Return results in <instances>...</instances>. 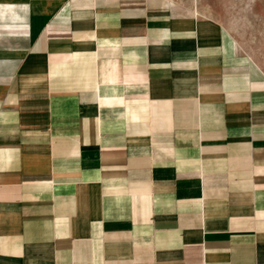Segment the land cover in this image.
<instances>
[{
    "label": "crops",
    "instance_id": "1",
    "mask_svg": "<svg viewBox=\"0 0 264 264\" xmlns=\"http://www.w3.org/2000/svg\"><path fill=\"white\" fill-rule=\"evenodd\" d=\"M161 0H0V264H264V74Z\"/></svg>",
    "mask_w": 264,
    "mask_h": 264
},
{
    "label": "rangeland",
    "instance_id": "2",
    "mask_svg": "<svg viewBox=\"0 0 264 264\" xmlns=\"http://www.w3.org/2000/svg\"><path fill=\"white\" fill-rule=\"evenodd\" d=\"M173 16H194L221 26L237 54L264 74V0H161Z\"/></svg>",
    "mask_w": 264,
    "mask_h": 264
}]
</instances>
